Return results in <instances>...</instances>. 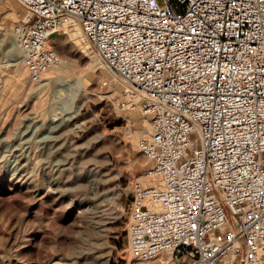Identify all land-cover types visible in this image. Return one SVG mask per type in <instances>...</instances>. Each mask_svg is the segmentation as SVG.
I'll use <instances>...</instances> for the list:
<instances>
[{"label":"built area","instance_id":"1","mask_svg":"<svg viewBox=\"0 0 264 264\" xmlns=\"http://www.w3.org/2000/svg\"><path fill=\"white\" fill-rule=\"evenodd\" d=\"M7 29L29 78L64 64L52 37L79 26L127 84L117 113L149 124L131 191L136 264H264V0H17Z\"/></svg>","mask_w":264,"mask_h":264},{"label":"rangeland","instance_id":"2","mask_svg":"<svg viewBox=\"0 0 264 264\" xmlns=\"http://www.w3.org/2000/svg\"><path fill=\"white\" fill-rule=\"evenodd\" d=\"M26 14L17 0H0V264H136L127 236L131 191L153 181L144 176L150 164L139 149L149 130L136 134L134 120L148 122L138 107L114 111L110 99L123 93L111 86L104 60L93 66L99 54L88 49L79 26L50 42L72 72L53 74L82 82L73 97L60 96L57 78L37 88L27 70L17 81L9 63L14 38L6 30ZM89 172L99 174L108 195L88 214L82 206Z\"/></svg>","mask_w":264,"mask_h":264},{"label":"bare ground","instance_id":"3","mask_svg":"<svg viewBox=\"0 0 264 264\" xmlns=\"http://www.w3.org/2000/svg\"><path fill=\"white\" fill-rule=\"evenodd\" d=\"M13 4V3H12ZM15 6V4H14ZM9 8V7H8ZM10 11H13V13L16 11V8H12ZM5 33V32H4ZM5 41V40H4ZM16 41L14 39H11L9 41L10 43V46H9V51L12 53V59H9V63H11V65L14 67V73H15V77H16V80L17 81H21L22 79H24V76L26 75V72H27V68L26 66L23 64L22 65V60L20 59V49L17 45V43H15ZM65 50H67L66 47H64ZM92 60L94 61V67H97L99 64H102L103 59L100 57V56H97V58H92ZM12 61V62H11ZM72 63V62H71ZM74 64V63H73ZM76 64V63H75ZM25 66V67H24ZM70 67V62H64V64L61 66V67H56V68H59V69H56V71H48L41 80L37 81V88H42V89H46V88H49L50 84L55 81L54 79L57 78L56 81H58V84H59V89L57 90V92L60 94L61 96V92L62 91H67V92H71V96L73 97V90L76 89L77 86H79V90L82 89V87L80 86L82 84L81 80L80 79H77V81H73L72 79H70L69 77L67 76H58V75H54L53 73L55 72H59V70H67L69 72H71L70 70H68V68ZM100 67V66H99ZM26 68V69H25ZM72 68V67H71ZM89 70V69H88ZM111 70V69H110ZM97 71V69H96ZM112 71V70H111ZM110 72L111 76H112V87H114L116 89V91L121 94L123 93L125 90H127L128 86L127 84L125 83H122L120 80H118L117 78V74L112 71V73ZM67 73V72H66ZM72 73V72H71ZM69 76V73L67 74ZM55 83V82H54ZM57 84V83H55ZM53 86V85H52ZM54 88V87H53ZM51 90V89H50ZM49 90V91H50ZM54 91V89H53ZM51 91V93L53 92ZM110 91V90H109ZM43 92V91H42ZM90 92V91H89ZM94 92V91H93ZM115 92V90H114ZM82 93H84L85 95L89 94L87 93L86 90H82ZM92 93V92H91ZM95 94V93H94ZM48 95V94H47ZM59 96V95H58ZM65 95H63L64 97ZM70 96V97H71ZM89 96V95H88ZM87 96V97H88ZM93 96V95H92ZM91 96V97H92ZM50 94H49V98H50ZM84 98V103L87 102L88 99H90V97L88 98ZM48 98V100H49ZM57 98V97H56ZM67 98V97H66ZM51 101H52V97H51ZM53 103V101H52ZM79 111V109H78ZM56 115L55 117L53 118L54 120L56 119ZM146 122V121H145ZM134 124L137 128L136 130V134H139V135H144L148 130H149V124L148 123H144V121H140V119L136 118L134 120ZM147 124V125H146ZM132 130V129H131ZM51 137V136H50ZM142 178V177H141ZM103 179L99 176V174H97L96 172L95 173H92V172H89L88 174V204L85 205L83 204L82 208H83V212L84 213H92L93 210H95V202L96 201H100V200H104L105 197H107L108 195V191H104L102 192L101 191V184L103 183ZM117 198L119 199L120 198V193L117 192ZM73 207V206H72ZM78 213L80 214V211H78ZM102 261V260H101ZM99 261L97 264H108V259H106L105 261L101 262ZM68 264H75L74 261H70L68 262Z\"/></svg>","mask_w":264,"mask_h":264}]
</instances>
